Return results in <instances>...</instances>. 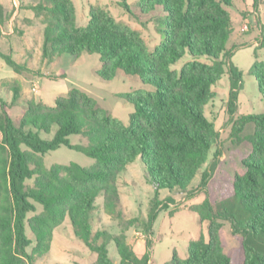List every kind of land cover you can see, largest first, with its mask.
Here are the masks:
<instances>
[{
    "label": "trees",
    "instance_id": "16d2710c",
    "mask_svg": "<svg viewBox=\"0 0 264 264\" xmlns=\"http://www.w3.org/2000/svg\"><path fill=\"white\" fill-rule=\"evenodd\" d=\"M232 4L233 0H137L139 13L154 17L163 35L153 49L139 30L118 21L102 6L90 5L86 26L77 25L72 0H38L29 6L43 25L42 58L96 53L101 62L98 75L103 80L128 75L155 89L141 87L119 94L134 108L128 124L75 87L51 106L38 98L28 99L17 124L8 112L9 104L0 98V264H35L48 252L53 230L66 216L74 235L96 254L92 264H115L108 256L106 232L92 231V213L96 197L102 194L105 211L120 227L126 229L139 221L123 218L117 188L118 175L137 159L157 191L148 218L142 222L145 232L151 233L162 208L158 191L186 192L218 143L219 131L204 115V106L215 98L212 86L226 71L230 79L227 112L230 117L236 112L242 73L230 62L231 50L226 48L232 34L227 8ZM120 5L129 11L124 0ZM1 11L0 5V21ZM262 34L264 44V28ZM186 53L192 60L180 71L173 70L172 64ZM0 56L15 72L28 70L9 55L0 52ZM202 57L210 62L200 60ZM251 74L264 101V61L256 60ZM0 85L12 92L11 103L19 101L21 88L15 80ZM247 124H252V132L240 136ZM53 128L51 139L40 136ZM70 135L83 136L87 144H71ZM230 136L235 143L247 141L249 145L241 160L243 171L235 173L219 201L211 202L206 192L202 202L190 207L201 223L206 222L207 239L191 240L186 258L175 252L164 264H233L225 249V223L238 239L241 264H264V113L233 119ZM61 146L84 153L95 164L46 168L43 155ZM219 156L216 151L199 188L207 189ZM195 191L190 190V195ZM34 203L41 204L42 210L27 219L35 238L28 252L31 240L25 234V220L36 210ZM112 238L119 264H148V252L139 258L124 233ZM100 239L104 243L99 244Z\"/></svg>",
    "mask_w": 264,
    "mask_h": 264
},
{
    "label": "rangeland",
    "instance_id": "374dc122",
    "mask_svg": "<svg viewBox=\"0 0 264 264\" xmlns=\"http://www.w3.org/2000/svg\"><path fill=\"white\" fill-rule=\"evenodd\" d=\"M7 1L10 5L8 11L6 13H4L3 9L1 11V17L6 27L16 6L19 9L26 10L29 9V6L38 2V0H16V3H13V0ZM72 1L76 8V23L79 26L87 25L90 5H99L106 8L118 21L139 30L150 49L157 46L163 38L162 33L158 30L160 26L156 24L155 18L139 13L135 5L137 0H124L130 8L129 11L120 5L122 0ZM227 10L232 20V34L226 44V48L231 50L230 62L242 73V88L239 91L236 112L233 117H230L227 112L226 102L230 79L229 73L226 71L222 78L212 86V90L216 93L215 98L204 106V115L207 119L214 122L216 129L219 131L218 143L210 150L207 163L197 173L186 192L167 189L158 191L157 198L161 201L162 204L160 206L162 208L158 211L152 225L151 239L150 235L145 232L142 222L148 218L152 200L156 196L157 191L154 185L148 181L147 171L139 159L129 164L117 178L119 208L123 212V218L125 220L138 218V222L126 229L120 227L119 221L105 211L103 207L104 195L101 194L96 197V209L92 213V231L93 233L98 230L106 232L104 240L108 256L115 264H119L121 258L112 237L120 233L125 234L126 242L132 247L134 252H148L149 258L154 264H164L170 261L175 252L180 258H186L188 244L191 240L199 237L207 239L206 222L201 223L197 214L190 211V207L202 202L206 192L211 202L219 201L222 197V190L232 181L235 173L243 171L241 160L248 153L249 145L247 141L235 143L230 133L233 119L238 116L264 113V101L261 99L256 78L251 74L254 62L256 60L264 61V44H262L264 0H257L256 4H254V0L249 3L243 0H233L232 6L228 7ZM242 11L247 12L245 18L242 15ZM243 23L247 25V29L241 31ZM40 25H42L41 18L37 21L34 18L27 19L22 16L18 22H15L14 30L17 33L16 35L2 36L0 38V52L9 55L20 64H34L36 71V73L25 71L18 74L0 56V82L5 79L17 78L21 80L23 89L29 93L26 92L27 96H33L35 89H32L33 92L31 88L35 86L44 93L40 98L46 103L51 99V104H53L56 97L66 94L54 83L53 80L57 77L58 80L65 81L68 89L75 87L85 91L112 116L128 124L130 114L134 111V108L131 103L119 97V94L141 87L150 90L155 88L152 85L142 84L136 77L122 74H118L110 81L103 80L98 75L101 62L99 55L96 53H84L80 57L63 53L51 59L43 58V61L30 60L37 51L36 40L40 32ZM26 28L33 30L30 33L29 44L25 38L19 36V34L24 33ZM40 37L42 39L41 34ZM25 48H28L26 52ZM190 60H192V56L186 53L176 63L172 64L171 68L180 71L183 64ZM200 60L210 62L206 57H202ZM0 98L11 102L12 92L4 87L0 88ZM19 118L20 116L14 118L16 124ZM252 129V124H247L240 136L250 134ZM54 131L55 128L49 134L40 132V136L44 139H51ZM68 138L71 144H87V139L81 135H70ZM216 151H220L218 164L205 191L199 188L201 176L203 171L209 168ZM43 162L46 168H50L55 164L69 165L71 163L82 167H91L95 164V159L80 151L61 146L56 150L45 153ZM28 183L32 184V180H28ZM190 190L196 191L193 195H190ZM34 204L36 210L29 212L25 220V234L31 240V244L27 248L28 252L34 246L35 238L27 224V219L42 210L41 204ZM135 232L140 233L138 236L141 233L144 234L143 241L135 243V237L137 236ZM224 239L225 249L230 255L232 263L241 264L243 256L239 250L238 239L232 235L228 223H225ZM146 241L150 242L149 247L146 246ZM98 243H104V241L100 239ZM95 258L96 254L74 235L70 219L66 216L64 221L53 230L48 252L38 258L35 264H92Z\"/></svg>",
    "mask_w": 264,
    "mask_h": 264
},
{
    "label": "crops",
    "instance_id": "0c3cea01",
    "mask_svg": "<svg viewBox=\"0 0 264 264\" xmlns=\"http://www.w3.org/2000/svg\"><path fill=\"white\" fill-rule=\"evenodd\" d=\"M18 1H20V0H18ZM243 1H245V2H251L252 0H243ZM13 3H16V0H13ZM0 5H1V7H2V9H3V11H4V13H6L7 11H8V9H9V7H10V5H9V2L7 1V0H0ZM14 5H16V4H14ZM247 12H245V11H242V15H243V17L245 18L246 17V14ZM22 16H24V17H26L27 19H33L34 18V20H37L38 21V19L39 18H36V16H35V14H34V12L31 10V9H19L17 6H16V9L14 10V12H13V14H12V16L10 17V19H9V24H8V28L5 26V22L3 21V18H2V20L0 21V38L2 37V36H13V35H16L17 33H15V30H14V26H15V22L17 21H19V19L22 17ZM5 19V18H4ZM247 27V25L245 24V23H243V25L241 26V31H243L242 30V28L243 27ZM39 30H40V32L38 33V37H37V40H36V49H37V51H36V54L34 55V57L33 58H30V60H33V59H35V60H41V61H43V58H42V56H41V48H42V43H43V25H40V28H39ZM38 30V31H39ZM37 31V32H38ZM31 32H33V30H30V28H26L25 29V31H24V33L23 34H19V36L20 37H23V38H25L26 39V42L29 44L30 43V33ZM40 34L42 35V39H41V37H40ZM257 44H258V42H256ZM28 48H25V52H26V50H27ZM26 64V63H25ZM27 65V64H26ZM27 67H28V70H24V71H22V72H20V73H18V74H21V73H23V72H25V71H32V72H34V73H36V71H35V65L34 64H32V63H30V65H27ZM17 73V72H16ZM59 76H63V75H59ZM5 80H15L19 85H20V88H21V98L19 99V101H17L16 103H11L12 102V100H11V102H7L8 104H9V107H8V112H9V114H10V116L12 117V119L14 120V118L15 117H19V116H21V114H22V109H23V106H24V102L25 101H27L28 99H30V98H38V99H41L40 97L41 96H43L44 95V93H43V91L41 90V89H39V88H36L35 86H33V87H35V89H36V91L34 92L33 90H32V88H31V91H33L34 92V94H33V96H27L26 95V90H24L23 89V86H22V82H21V80H19V79H17V78H14V79H5ZM5 80H3V81H5ZM54 81V83H56V85H57V87L60 89V90H63V92H65V93H67L68 92V88L66 87V84H65V81H63V80H58V78L56 77L55 78V80H53ZM2 82V81H1ZM1 82H0V84H1ZM0 88H3V87H1V85H0ZM28 93V92H27ZM29 94V93H28ZM47 98H49V96H47ZM57 98V97H56ZM55 98V99H56ZM54 99V100H55ZM42 100V99H41ZM51 99H49L48 100V102L46 103V102H44L43 100V102L45 103V104H47V105H53L54 104V102H53V104H51V102L52 101H50ZM140 234V233H139ZM141 234H143V233H141ZM135 235H137L136 237H135V243H139V241H143V237L142 236H138V232H135ZM144 235V234H143ZM150 235V239H151V233L149 234ZM135 253H136V255L140 258V257H142L144 254H145V252L144 251H142V252H136L135 251ZM96 259V258H95ZM148 264H154L153 263V261L149 258V260H148Z\"/></svg>",
    "mask_w": 264,
    "mask_h": 264
},
{
    "label": "built area",
    "instance_id": "2783aa9c",
    "mask_svg": "<svg viewBox=\"0 0 264 264\" xmlns=\"http://www.w3.org/2000/svg\"><path fill=\"white\" fill-rule=\"evenodd\" d=\"M245 29H247V27H246V26L242 28V30H243V31H244ZM32 89H35V87H33ZM35 91H36V89H35ZM138 235H139V233H138ZM140 236L144 237V235H143V234H141Z\"/></svg>",
    "mask_w": 264,
    "mask_h": 264
}]
</instances>
